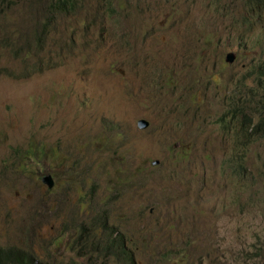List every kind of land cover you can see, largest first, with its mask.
<instances>
[{
  "label": "rangeland",
  "instance_id": "obj_1",
  "mask_svg": "<svg viewBox=\"0 0 264 264\" xmlns=\"http://www.w3.org/2000/svg\"><path fill=\"white\" fill-rule=\"evenodd\" d=\"M244 2L114 0L120 16L102 18L99 0H81L76 16L55 19L44 69L27 75L23 50L0 43V244L45 264H92L76 254L101 212L136 264H251L247 254L264 244V141L245 152L243 197L251 184L261 193L243 208L220 168L232 144L212 117L202 132L203 117L254 90L241 76L264 66V24L244 32ZM37 18L30 0H13L0 41L17 26L29 34ZM214 184L222 198L211 197ZM124 261L117 253L95 264Z\"/></svg>",
  "mask_w": 264,
  "mask_h": 264
},
{
  "label": "trees",
  "instance_id": "obj_2",
  "mask_svg": "<svg viewBox=\"0 0 264 264\" xmlns=\"http://www.w3.org/2000/svg\"><path fill=\"white\" fill-rule=\"evenodd\" d=\"M39 1L30 0L31 5L36 8L39 18L35 21L36 28H30L31 32L29 34L18 28V26L16 29L10 28L1 32L4 34L2 41H0L1 44L9 46L16 54L22 53L23 50V54L26 55V58H29V63H26L23 68L25 75L44 69L45 63H43L42 57L39 56V52L48 46L49 41L54 40V34L51 29H55V19L59 17L61 20H65L68 17H74L77 15L78 10L81 9V0H45L43 5ZM249 1L256 2L254 5H245L247 13L259 23H262L264 0ZM12 2L13 0H0V15L4 13L6 8L10 7ZM99 2L101 5L95 14L102 10V18L105 13L109 14L110 17L120 16L114 0H99ZM119 9L125 8L119 7ZM226 10L228 14L233 13V8L230 6H227ZM250 16L242 18L241 23L249 25L251 23ZM112 22H115V24L119 23L114 19ZM86 30L88 31L89 29ZM17 32H21V36L16 35L17 37H15L13 35ZM100 37H102L101 34ZM210 43L211 41H208L207 45H210ZM225 47L226 45H223V48ZM261 53L264 57L262 49ZM227 54L219 51L217 55L219 61L227 63ZM250 77H253L252 80L256 82V86L254 90L245 95L232 114H230L231 111L224 114L220 110H214L209 116L203 117L205 125L202 129V132L205 133L206 120L208 117H212L222 129L223 134L220 138H227L232 144L231 156L234 160L227 161V167L232 172L229 180L226 181V185L230 188V202L233 199V201L241 202L244 205L253 203L261 193L260 188H255L251 184L247 186L250 193L247 199L240 194L247 182L245 177L250 175L251 169L250 165L246 164L249 159L245 156V152L254 141H264V66L259 65L252 69L251 72L242 75L238 85L242 86ZM229 114L230 118L227 119L226 116ZM19 156L28 157L29 152L20 153ZM259 171L258 174L262 173L264 178V158L263 165ZM211 197L222 198V188L215 185V190ZM92 225L94 228L90 230V235L88 234L87 239L78 247V254H76L78 258L86 257L89 263L95 264L101 257L107 259L109 256H116L118 253L125 259L123 264H136L132 251L127 249L128 242L124 238L117 236L112 228H107L106 216L103 213L99 212L97 214ZM97 229H100L98 240H96L94 235V231ZM253 247L254 252L247 254V261L251 264H264V244H261L259 248L255 245ZM0 264H45V262L38 260L36 256L28 251L0 244Z\"/></svg>",
  "mask_w": 264,
  "mask_h": 264
},
{
  "label": "clouds",
  "instance_id": "obj_3",
  "mask_svg": "<svg viewBox=\"0 0 264 264\" xmlns=\"http://www.w3.org/2000/svg\"><path fill=\"white\" fill-rule=\"evenodd\" d=\"M247 2H249V3H247ZM255 2L256 1H249V0H246V2H244V7H245V9H246V13H247V8H246V6H250V5H254L255 4ZM246 5V6H245ZM264 13L262 14V23H259L255 18H253V17H251L250 16V14H248L247 13V17L248 16H250V18H251V23L249 24V25H247L246 23H241V24H243V27H244V32H248V33H252V32H254V31H261L262 30V27H263V24H264ZM252 22H255V25L254 26H252ZM263 31V30H262ZM264 34V33H263ZM243 36V34H241L240 35V37H242ZM256 44H257V46H259L260 48V50L262 49V51H264V40L262 39V40H260V41H256ZM231 54V55H233L235 58H234V61L232 62V63H228L227 62V64H233L234 62H235V60H236V55L233 53V52H228V54ZM244 97H245V95L243 96V99H244ZM242 99V100H243ZM239 102L240 101H238V100H235V99H231V100H229L228 101V103H229V106L231 107V113H230V111H228L230 114H232V112H233V110L235 109V107L239 104ZM145 122V121H144ZM145 125H146V122H145ZM234 159L232 158V156H230V159L229 160H225V161H222V163H221V165H220V168H221V172L223 173V175L225 176V181H228L229 180V178H230V173L232 172V170L231 169H229L228 167H227V161H233ZM203 165V164H202ZM45 175L46 174H43L42 176H41V180H42V182H46L47 184H48V182L47 181H45L47 178L49 179V181H50V185L48 184V188H51L52 186H53V181H52V179H51V176H47V177H45ZM205 176H207V173L205 172L204 173V175L202 176V178L200 179V181H199V183H200V188L201 189H204V188H206L207 187V185H206V183H205ZM262 182H264V181H262ZM217 187V186H216ZM245 187H246V183H245V186L242 188V193H240L242 196L244 195V191H245ZM214 190H215V184H214ZM201 191V190H200ZM212 193H214V191H210V195L212 194ZM257 198V197H256ZM256 202V199H255V201L253 202V203H255ZM236 203H241V202H237L236 201ZM253 203H250V204H248V207H250V205L251 204H253ZM242 204V206H243V208H246V206L247 205H244L243 203H241ZM113 230H114V228H112ZM115 232V231H114ZM116 234H117V236H119V237H122V238H124V236L121 234V233H117L116 232ZM216 258V260L218 261L219 260V257H215ZM183 262H187L188 264H205V261L204 260H202V259H199V261H181L180 262V264L181 263H183Z\"/></svg>",
  "mask_w": 264,
  "mask_h": 264
},
{
  "label": "water",
  "instance_id": "obj_4",
  "mask_svg": "<svg viewBox=\"0 0 264 264\" xmlns=\"http://www.w3.org/2000/svg\"><path fill=\"white\" fill-rule=\"evenodd\" d=\"M234 58L235 57L229 53L226 55V62L232 63L234 61ZM141 122H143L145 124L144 121H141ZM139 126H141L140 123H139ZM45 181H47L49 185L51 184L48 178Z\"/></svg>",
  "mask_w": 264,
  "mask_h": 264
},
{
  "label": "bare ground",
  "instance_id": "obj_5",
  "mask_svg": "<svg viewBox=\"0 0 264 264\" xmlns=\"http://www.w3.org/2000/svg\"><path fill=\"white\" fill-rule=\"evenodd\" d=\"M105 12H106V11H105ZM108 15H109V14H108ZM82 237H83V236H82ZM86 237H87V236H86ZM86 237H85V238H86Z\"/></svg>",
  "mask_w": 264,
  "mask_h": 264
}]
</instances>
